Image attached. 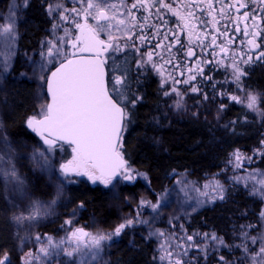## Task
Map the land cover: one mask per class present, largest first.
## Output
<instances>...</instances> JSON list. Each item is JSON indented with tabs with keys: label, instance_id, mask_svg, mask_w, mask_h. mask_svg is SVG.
Returning a JSON list of instances; mask_svg holds the SVG:
<instances>
[{
	"label": "snow or ice",
	"instance_id": "obj_1",
	"mask_svg": "<svg viewBox=\"0 0 264 264\" xmlns=\"http://www.w3.org/2000/svg\"><path fill=\"white\" fill-rule=\"evenodd\" d=\"M80 5L79 8L73 6L70 9L66 8L63 3L57 2L55 4L48 5V13H59V19L64 21L68 19L65 12L75 13L77 17H83V23H76L75 28L78 30V34H72L73 39L70 41L71 47L75 51L71 54L74 58H67V53L62 50V45L69 43L65 37H59L53 40H45L42 42V47L46 50L41 51V61L39 62V71L42 73L39 77L47 85L48 93L51 95V103L41 105L38 113L29 117L26 121L27 127L36 132L42 139V150L37 149L33 152V159L42 160L44 166H49L50 162L48 156L53 151L60 147L63 149V144L58 145V141L66 143L71 146L73 157L70 161L60 165L62 176L70 180L69 174L74 173L76 176H87L93 183L100 181L105 186L112 185L113 180L117 177H122L125 181H133L137 176L143 177L147 180L146 173H133L136 171L132 168L127 160L124 159L122 152V126H126L124 122L127 121L129 106L135 107L136 103L141 97L136 96L130 88L129 84V70L127 68L121 69L119 65H116L111 70L110 79L105 81L104 65L107 62L103 57L105 53H108L109 58L113 59L115 63V53L123 51L121 46V39L126 38L128 41H132L131 47L136 48L133 40L132 30L139 27L142 31L149 27L148 16L137 18L134 15L133 10L139 8H147L149 6L154 7L155 4H149V0H135L131 5H127L125 0H119V2H110V0H75ZM155 3L161 5L163 9H171V5L165 3L164 0H155ZM28 0H23V7H27ZM260 5L264 6V0H260ZM17 5L13 3L10 6L9 13L6 16H0V20L4 23L0 24V41H3L5 52H0V73H7L11 68L13 48L17 37V18L15 15V9ZM185 8L196 7V5L185 4ZM208 9H213V4L209 0L207 4ZM227 7L231 9L236 7V11L240 9H247L248 5L245 3H238L237 5L228 4ZM125 9L124 18H121V9ZM159 12V9L157 10ZM175 11V10H174ZM225 8L222 6L220 14L224 17ZM180 15L179 12L176 13ZM201 14L204 12L201 10ZM211 15V13H208ZM188 16H193L191 11L188 12ZM95 21L94 24H90L89 19ZM144 23H141L140 20ZM181 19L185 17L181 16ZM238 20H253L252 30L250 31L248 26L245 25L243 34L247 39V44L251 46V49H259L260 44L257 43L256 38L260 37L264 42V29L257 31L258 23L256 15L250 14L249 11H245L242 16L236 17ZM213 27H215V17H212ZM131 21V23H129ZM166 23V22H165ZM206 22L201 21V24ZM58 23H53V31L59 28ZM156 35H160L159 29L155 26H151ZM185 28H189V43H191V29L196 27L195 24L188 22L184 25ZM237 32L241 29L237 26L235 29ZM219 31V29H217ZM121 33V36H116L113 33ZM225 32L220 35H225ZM101 33L107 34V40L101 39ZM70 34L69 29H65V36ZM136 39H139L141 43L150 42L145 35H136ZM168 33L163 34V40H168ZM199 39V37H198ZM172 40L175 43L163 44L158 42L155 47H163L165 51L170 54V58L165 60V64H172L173 57L171 56L172 49L176 45H180L177 49L178 54H183L182 50L184 45L181 43L179 37L173 33ZM217 38L212 37V45H216ZM232 39L228 40L231 44ZM203 43V40H200ZM128 45H124L127 47ZM111 50V51H110ZM139 52V49L136 48ZM220 51L227 55L228 49L220 46ZM160 56V53L148 52L146 53V60H138L135 63L138 68L144 67L145 64L152 62L153 56ZM186 55L192 57L195 55L192 48L187 49ZM215 55V53H214ZM65 57V59L59 64V67L55 66V60L58 57ZM163 59V57L161 56ZM256 59L264 60V52H259ZM252 61V56H249L247 60H244V64H249ZM203 63H211V61H203ZM222 63V62H221ZM55 67V71H51L48 65ZM178 67L179 65H174ZM163 75L162 69L156 64L152 65ZM232 79L237 85V91L245 93V95H230L228 93H219L220 95H227L228 99L232 102L241 104L248 110L258 113L264 117V111L260 109V104L264 103V93H255L246 90L241 81L242 78L247 76V73L239 67L235 62L230 65ZM50 71V76L44 75L45 71ZM211 70V69H210ZM227 70V68H226ZM188 72H192L191 68L187 69ZM120 72V75H117ZM196 72L200 76L204 77V70L197 64ZM183 75V73H181ZM168 79L173 81V87L171 93L165 91L164 96H169L174 93L178 99L174 101V107L179 110L184 108V95L187 93L180 92L175 88V84L183 83L190 86L192 93H201V89L191 84L196 81V75H189L187 79L183 81L176 80L171 75ZM205 79L211 82L212 77L208 76ZM203 82V81H202ZM167 83V80H162L161 87ZM110 85V87H109ZM213 89L216 88V84H212ZM204 99L207 100L206 93H202ZM116 96V100L112 97ZM225 105L221 104L220 109L223 110ZM40 118H37V117ZM0 143L3 144V148L0 149V178H3L6 184L13 183L16 186V190L23 195L25 193L24 181L18 175L15 164L13 163V150L10 146V142L6 137H0ZM46 145L47 147H43ZM254 152L264 155V141H261V148L254 150ZM235 159V166L239 168L240 162L244 159L251 160L252 157L245 156L239 149L234 150L231 154ZM229 160V163H232ZM264 176V173H261ZM235 181L241 179H254L252 174L248 177H232ZM178 183H185L179 181ZM259 185V186H257ZM189 185L185 183L187 188ZM247 186V185H246ZM212 187V191L216 195L211 199H223L224 187L219 181H215L214 185L206 183L204 188ZM191 191L199 192V188H196L193 184ZM62 194V186H57L56 198H53L47 204L40 201H32L28 215L25 216L23 212L19 215H15L13 219L19 224L24 221L36 222L39 219L50 214V209L56 204L57 198ZM252 195L259 196L264 200V179L254 181L252 187ZM200 195L208 196V192H201ZM147 202L141 200V206ZM203 203V201L197 200V204ZM153 212L158 214L161 202L158 200L156 203H150ZM83 207V204L79 205ZM195 210V209H193ZM76 215V211L73 210L72 216ZM139 213L137 218H126L117 226L111 230L104 231L98 229L95 233L86 231L84 227H74V220H65L62 228L68 229L65 237L59 240H54L52 237H47V247H41L38 249V253L47 257L51 254V250H63L68 257L79 256L80 264H95L96 261L102 258L104 242L111 241L113 237L119 236L126 228L131 227L134 223L148 224V220L139 219ZM261 228L262 231L253 236L248 229H255L256 225H241V231L239 233V243L234 245H227L223 237L218 236L215 232L212 233H194L193 235L186 236V240L189 242L194 241V237H200L204 241V245L190 244L188 247H196L206 253L209 246L219 248V246H225L228 248L239 249L242 256L237 258L239 264H244V261H250V264H264V210L260 212ZM150 235L163 236L164 233L157 230L155 233L150 232ZM37 242H42L40 235L35 237ZM68 244L71 246V250L62 248L63 245ZM259 244V248L253 250L250 245ZM163 249V255L159 257L161 261L167 260L171 264L173 253L169 251L163 245L160 246ZM58 254V253H57ZM178 255H187V249ZM39 258L38 255H34L29 252L22 257L23 264H34L35 260ZM219 260L221 264H237V260L226 261L225 257L220 256ZM0 264H10L9 254L4 253L3 257H0ZM175 264H184L181 259H176Z\"/></svg>",
	"mask_w": 264,
	"mask_h": 264
},
{
	"label": "trees",
	"instance_id": "obj_2",
	"mask_svg": "<svg viewBox=\"0 0 264 264\" xmlns=\"http://www.w3.org/2000/svg\"><path fill=\"white\" fill-rule=\"evenodd\" d=\"M49 4L51 0H28L27 7L19 12L21 18L7 75L12 99V113L7 118V127L11 138L18 144L25 142L35 145L41 142L26 127L27 119L39 111L34 104L33 83L28 69L33 60L41 61L39 53L46 50L42 42L55 37L57 29L53 31L52 26L57 23L58 12L49 15ZM61 61L62 57H58L55 66ZM48 67L51 71L55 68L51 64ZM129 84L135 95L142 96V101L129 108L122 152L137 173L147 174V180L142 177L135 185L123 184V195L134 198L149 189L157 201L159 194H164L180 174L202 183L224 171L234 150L260 145L262 138L252 124L242 131L243 134H240L241 128H237L238 134L231 131L229 122L237 118L234 106L227 111L220 110L219 114L211 100L200 104L189 102L190 105L188 103L186 109L179 112L173 107L174 99H163L160 90L147 77L144 79L143 76L129 74ZM65 146L67 158L71 155V149ZM259 162L264 167V155ZM76 178L79 182L71 188V203L80 211L81 223L90 222L94 216L102 218L106 224L110 223L111 218L106 211L110 201L109 188L86 178ZM32 186L36 192H41L46 190V181L43 177L36 178ZM227 193L225 200L193 214L189 229L202 232L213 230L223 237L227 245H234L239 243L241 225L253 224L255 214L260 213L262 207L243 188H230ZM1 198L0 194V241L3 242L0 257H3L5 252H11V248L1 215ZM81 204L83 207H79ZM65 216L61 219L64 220ZM63 220L54 222L45 231L57 238L59 233L56 226ZM120 242L118 252H112L104 264H158L152 255V241L145 243L142 238L134 239L128 231L124 232ZM223 250L222 255H227V258L242 255L236 248L225 247ZM17 260L13 258L10 264H19Z\"/></svg>",
	"mask_w": 264,
	"mask_h": 264
},
{
	"label": "rangeland",
	"instance_id": "obj_3",
	"mask_svg": "<svg viewBox=\"0 0 264 264\" xmlns=\"http://www.w3.org/2000/svg\"><path fill=\"white\" fill-rule=\"evenodd\" d=\"M57 2L63 3L66 8H71L73 6L78 8V3L75 0H51V4H55ZM15 3L17 5L15 11V15L17 18L16 28L18 32L19 20H20V11L23 8V0H0V16H6L9 13L10 6ZM57 23L60 25L59 28L55 31V37H65L69 43L62 45V50L65 51L68 55L67 58L71 57L72 49L70 46V41L74 38L72 34H77V30L75 29V23L80 21V17H77L75 13L65 12L64 15L68 16L67 20H60L59 13L57 14ZM4 21L0 20V24H3ZM65 29H69L70 34L65 36ZM6 49L4 47L3 41H0V52H5ZM62 60L65 57L61 56ZM0 59H3L0 56ZM39 60L32 61L29 66L30 81L33 83V100L34 104L40 109L41 105L49 103V99L46 93V84L39 79L42 74L39 71ZM62 62V61H61ZM7 73H0V137H6L10 142V146L13 150V163L17 169L18 175L24 181V189L25 193L21 195L20 192L16 190V186L13 183L6 184L3 178H0V194L2 196V204L3 209L1 211V215L4 218L5 229L8 232L9 241L7 243L10 244L11 252H7L9 254L10 260L13 258H18L17 260L19 264H23L22 257H25L26 253H33L34 255H38L39 258L35 260L34 264H80L79 256L68 257L63 250H51V254L47 257H44L43 254L38 253V249L41 247H47V237H52L54 240H59L66 236L68 229L62 228L65 220L73 219L74 227H84L86 231L95 233L98 229L108 231L117 226L126 218H137V213H139V219L148 220V224L143 223H134L131 227L126 228L119 236L113 237L111 241L104 242L102 258L95 262V264H104L107 263L109 257L112 252L117 253L120 249L121 238L124 232H130L133 238H142L145 243L147 241H152L154 243L152 247V255L155 256V259L158 260V264H169L167 260L161 261L159 257L163 255V249L160 247L163 245L169 251L173 253V257L171 260V264H175L176 259H181L184 264H196L200 259H208V258H218L220 256L225 257L227 259V255H222L224 252L223 248L225 246H219V248L209 246L207 248L206 253L201 251L196 247H188L190 244H199L201 246L204 245V241L200 239V237H194V241L189 242L186 240V236L193 235L194 233H212L215 232L213 230H208L206 232H202L199 230H190L189 224L192 221L193 214L203 210L206 207L214 206L218 202L225 200L228 196L227 190L230 188H243L244 190L249 192V197L259 201L261 205V211L264 210V200H262L259 196H254L251 194L252 187L254 181H259L260 179H264V176L261 173H264V167H262L259 158L263 155L254 152L256 149L261 148L260 145L254 148L249 149H239L241 153L245 156L252 157L249 161L244 159L240 162L241 166L237 168L235 166L236 162L234 157H230L229 160H232V163L227 162L224 171L220 172L217 175L209 177L202 183H197L191 180L187 175L180 174L174 181V184L164 193L159 194L158 200L161 202V207L159 208L158 214L153 212L151 209L150 203H156L155 198L152 197L153 193L147 189L143 193L139 194L138 197H128L127 195H123L121 193V188L123 184H131L135 185L142 178L138 176L136 180L131 182L125 181L122 177L114 179L112 185L106 186L110 190V201L107 204V215L110 216L111 222L106 224L102 218L94 216L91 217V221L88 223H81L80 211L77 210L76 206H73L71 203V188L76 186L79 182L78 176L69 175L70 180H66L60 170V165L67 162L71 155L67 158L65 157V145L63 144V149L57 147L51 155L48 156L51 167L44 166L42 160L33 159V152L37 149L42 150V143L39 142L35 145H30L28 143L18 144L16 143L8 133L7 127V118L12 113V99L10 96L11 93V84L8 81ZM44 75L49 76V72L46 70ZM166 80V79H163ZM162 82V80H161ZM169 82L165 83L162 89L160 90L163 95V99H178V97L172 93L169 96H164L165 91H169L171 93L172 88L166 87L169 85ZM236 83L234 81H230L225 79L223 76L216 80V88L213 89H201V93H192L189 88L178 89L182 93H187L184 95V108L177 110L174 107V100L172 102L173 107L177 111H183L186 109L189 102L200 104L201 102H207L211 100L214 104V107L218 109L219 114L221 111H227L234 106V113L237 114V118H234L229 122L231 131L233 133H237V128H241L240 134H243L242 131L250 124L245 117L244 110H247L241 104L232 102L228 99L227 95H220L219 93H228L230 95H245L243 92L237 91V87L234 88L233 85ZM202 93H206L208 99L205 100ZM137 96V95H136ZM213 96V98H211ZM141 99L136 103L135 106L138 105L142 101ZM225 105L224 109H220V105ZM190 105V103H189ZM129 108H133L129 106ZM127 109L128 113L130 109ZM241 108H244L241 110ZM221 110V111H220ZM218 111L216 113H218ZM253 113V112H252ZM248 114V113H247ZM254 114V113H253ZM130 114L128 115V117ZM40 118V117H37ZM127 131V127L125 126L124 134ZM123 134V137H124ZM261 141H264L262 139ZM43 147H46L45 145ZM3 148V144L0 143V149ZM71 149V148H70ZM133 168V167H132ZM135 169V168H133ZM136 170V169H135ZM137 171L133 173L136 175ZM249 174H252L254 179H241L240 181H235L232 177H248ZM43 177L46 181V190L41 192H36L32 183L36 180V178ZM179 181H184L189 186L186 188L185 183H178ZM215 181H219L220 184L223 185L224 198L223 199H211L212 196L216 195L212 191V187L204 188L206 183H212L214 185ZM97 185H104L101 182H95ZM195 185L196 188H199V192L191 191V186ZM62 186V194L57 198V202L50 209V214L39 219L36 222H28L24 221L21 223H17L13 217L15 215H19L21 212L24 213L25 216L28 215V209L32 201H40L44 204H47L53 198H56L57 186ZM247 185V186H246ZM105 186V185H104ZM259 186V185H257ZM201 192H208V196L200 195ZM48 194V195H47ZM141 200H145L150 203H146L141 206ZM197 200L203 201V203L197 204ZM195 209V210H193ZM76 211V215L73 217L72 212ZM260 211V212H261ZM66 215V216H65ZM256 218L253 221V225H256L255 229H248L251 235L256 236L261 231V220L260 213L255 214ZM65 219H61L64 218ZM56 226L57 233L59 236L55 238L54 234H49L45 231V229L52 225L54 222H61ZM252 223H247L249 225ZM157 230L164 233L163 236L159 235H150V232L155 233ZM47 233V234H45ZM216 233V232H215ZM217 234V233H216ZM40 235L42 238V242H37L35 237ZM218 235V234H217ZM220 236V235H218ZM221 237V236H220ZM0 241V245H2ZM259 248V244L256 245ZM250 247L254 248L253 245ZM62 248H66L71 250V246L65 244ZM257 248V249H258ZM185 249H187V255H178L182 253ZM227 252V251H226ZM58 253V254H57ZM218 254V255H217Z\"/></svg>",
	"mask_w": 264,
	"mask_h": 264
},
{
	"label": "flooded vegetation",
	"instance_id": "obj_4",
	"mask_svg": "<svg viewBox=\"0 0 264 264\" xmlns=\"http://www.w3.org/2000/svg\"><path fill=\"white\" fill-rule=\"evenodd\" d=\"M110 2H119V0H110ZM127 5L135 2V0H125ZM165 3L171 5V9H163L161 5L155 3V0H149V4H155L154 7L149 6L147 8H139L133 10L134 15L139 19L144 16H148V25L149 27L145 28L143 31L137 27L132 30L133 40L135 42L136 48L139 49V52L136 51V48H132V41H128L126 38H122L120 43L123 48L122 52L115 53V63L112 58H109V55L106 56V65L109 72V79L111 75V70L119 65L121 69L127 68L129 74L143 76L144 79L147 77L151 80L156 86L157 89L161 90V80L166 79L169 83L167 88L173 87V81L168 79V76L171 75L176 80L183 81L187 79L189 75H196V81L191 82L194 86L198 88L212 89V84H216V80L223 76L225 79L234 81L231 75L230 65L235 62L238 63L239 67L247 73V76L242 78L243 87L255 93H264V60H257L256 56L259 52H264V42L261 41L260 37H257V43L260 44L259 49H251V46L247 44V39L243 34V29L245 25L248 26L249 30H252L253 20H238L236 17L242 16L243 13L247 10L250 14H255L257 17L258 28L257 31L264 29V6L260 5V0H211L213 4V9H208L207 4L209 0H164ZM238 3H245L248 5L247 9H240L239 12L236 11V7L229 9L228 4L237 5ZM196 5V7L185 8L183 5ZM225 8L224 17L222 18L220 14L221 7ZM80 5L78 4V8ZM159 9V12L157 11ZM175 10V11H174ZM203 10L204 14H201ZM121 18H124L125 9H121ZM191 11L193 16L189 17L188 12ZM179 12L180 15L176 13ZM211 13L209 15L208 13ZM181 16L185 19H181ZM212 17H215V27H213ZM83 17L80 16L81 23ZM201 21L206 23L201 24ZM90 24H94L91 18L88 21ZM141 23L144 21L141 19ZM166 22V23H165ZM195 24L196 27L191 29V43H189V28H185V23ZM131 23V21H129ZM76 24V23H75ZM151 26H155L159 29L160 35H156L155 31ZM239 27L241 31L237 32L235 29ZM227 32L225 35H220V33ZM76 29V28H75ZM219 29V31H217ZM168 33L169 39L163 40V34ZM175 33L181 43L184 45L182 50L183 54H178L177 49L180 45H176L172 49L171 56L173 57L172 64H165L164 61L170 58V54L164 50L163 47L157 48L155 45L158 42L163 44L175 43L172 40V34ZM116 36H121V33L114 32ZM145 35L150 42L141 43L139 39H136V35ZM264 34V33H262ZM217 38L216 45H212V37ZM199 37V39H198ZM100 38L107 40V34L101 33ZM232 39V43L229 44L228 40ZM200 40H203V43H200ZM124 45H128L124 47ZM220 46L226 47L228 49L227 55L220 51ZM191 47L194 56L188 57L186 55L187 49ZM111 51V50H110ZM160 53V56L154 55L153 60L150 63H147L142 68H138L135 63L138 60H146V53L148 52ZM215 53V55H214ZM163 57V59L161 58ZM249 56H252V61L249 64H244L243 61L247 60ZM203 61H211V63H203ZM222 62V63H221ZM156 64L159 66L162 71H158L156 68H153L152 65ZM179 65L175 67L174 65ZM199 64L204 70V77L200 76L196 72V66ZM191 68L193 71L188 72L187 69ZM227 68V70H226ZM211 69V70H210ZM183 73V75H181ZM120 72H117V75H120ZM212 77L211 82L207 81L205 77ZM203 81V82H202ZM110 87V85H109ZM234 88L237 85H233ZM175 88L184 89L189 88V85H184L183 83L175 84ZM244 96V95H243ZM116 99V96L113 95ZM244 108H241V110ZM260 109L264 111V103L260 104ZM245 117L247 121L256 129L260 138L264 139V117L260 116L258 113L244 110ZM248 113V114H247ZM70 159V158H69ZM258 247L254 245L253 250H256ZM242 254V253H241ZM242 256V255H241ZM239 256V257H241ZM238 257V258H239ZM226 261L237 260V258H227ZM196 264H221L218 258L215 259H200ZM237 264L239 261L237 260ZM244 264H250V261L245 260Z\"/></svg>",
	"mask_w": 264,
	"mask_h": 264
},
{
	"label": "water",
	"instance_id": "obj_5",
	"mask_svg": "<svg viewBox=\"0 0 264 264\" xmlns=\"http://www.w3.org/2000/svg\"><path fill=\"white\" fill-rule=\"evenodd\" d=\"M84 21H82L81 23H83ZM77 30V29H76ZM77 34H78V30H77ZM102 39V38H101ZM70 46H71V43H70ZM71 49H72V53L75 51V49H73L72 47H71ZM107 54L108 53H105V55H104V59L106 60V56H107ZM69 58H74V57H72V55H71V57H69ZM61 63V62H60ZM59 63V64H60ZM59 64L56 66V67H59ZM52 71H55V68L52 70ZM104 71H105V81L106 82H108L109 81V72H108V68H107V65H106V63H105V65H104ZM51 74V73H50ZM50 74H49V76H50ZM46 93H47V96H48V99H49V103H51V95H50V93H48V90H47V85H46ZM114 100H116L114 97H112ZM125 124H126V122H124ZM26 127H27V124H26ZM27 129L31 132V133H33L35 136H37L39 139H40V141H41V143L43 144V141H42V139H41V137L36 133V132H34V131H32L30 128H28L27 127ZM124 130H125V126H122V132H121V136H122V148H123V134H124ZM59 144H64V145H67V146H69L70 148H71V146L70 145H68V144H66V143H63V142H61V141H58V145ZM46 146V145H45ZM47 147V146H46ZM123 156H124V154H123ZM72 157H73V153H72ZM72 157L68 160V161H70L71 159H72ZM124 159L125 160H127L126 159V157L124 156ZM67 161V162H68ZM128 161V160H127ZM67 162H65V163H67ZM65 163H63V164H65ZM69 175H74V176H76L74 173H71V174H69ZM78 177H82V178H86L87 180H89L88 179V177L87 176H83V175H81V176H78ZM117 178H120V177H117ZM117 178H115V179H117ZM137 179V178H136ZM135 179V180H136ZM89 181H91V180H89ZM92 182V181H91ZM100 182V181H99ZM103 184V183H102Z\"/></svg>",
	"mask_w": 264,
	"mask_h": 264
}]
</instances>
